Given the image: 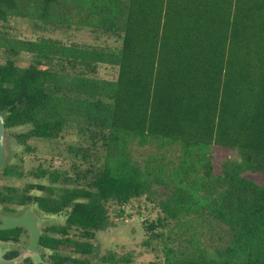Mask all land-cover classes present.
Wrapping results in <instances>:
<instances>
[{"label": "trees", "instance_id": "obj_1", "mask_svg": "<svg viewBox=\"0 0 264 264\" xmlns=\"http://www.w3.org/2000/svg\"><path fill=\"white\" fill-rule=\"evenodd\" d=\"M68 31L115 45L55 37ZM0 112L5 129L27 127L26 154L37 141L50 161L70 158V172L31 168L48 185L0 188L2 204L68 211L39 240L52 264H90L108 203L140 197L160 211L143 222L161 245L150 264H264V0H0ZM216 150L234 155L218 169Z\"/></svg>", "mask_w": 264, "mask_h": 264}, {"label": "rangeland", "instance_id": "obj_2", "mask_svg": "<svg viewBox=\"0 0 264 264\" xmlns=\"http://www.w3.org/2000/svg\"><path fill=\"white\" fill-rule=\"evenodd\" d=\"M7 26L12 27L14 33L21 38L33 39L39 35L35 34L31 25L26 22L10 21L7 23ZM55 37L94 45H115L112 39L94 38L90 34L84 32L68 31L67 34L56 33ZM17 62L21 66H27L30 63V57L21 54L17 58ZM26 131V128H17L8 131L5 134V146L11 151L10 165L21 167L24 174L28 173V170L31 168L36 167L38 163L42 164L44 168H49L50 170L71 171V161L69 157H59L55 162L50 161L51 156L48 155L46 148L42 147L41 142L31 141L29 144L31 147L36 148V152L26 154L24 152V147L19 146L14 138L19 133ZM75 140L76 138L71 136L68 137L66 143H71ZM215 152L216 155L214 162L216 169H218L221 161L226 159L227 156H234L232 153L224 150H216ZM33 157L37 158L38 162H31V158ZM244 177L258 184H261L263 180L260 174L246 173ZM38 182L44 185L49 184L47 179L36 180L28 175L20 180H3L0 178V185L6 184L16 187H23L27 183L35 184ZM150 204L152 205V202L148 203V201L145 200V197H140L133 199L120 211L118 207L111 206L112 204L108 203V219L105 226L95 233V237L92 240L93 248L91 254L82 258L87 259L90 264H104L100 261L101 258L108 254H114L115 258L120 257V259L129 260V264H150L161 262V245L159 241L150 240L143 226L144 221L151 222L160 216L159 209L154 207V210H152ZM145 242H147L146 245H144ZM44 258L46 259V256Z\"/></svg>", "mask_w": 264, "mask_h": 264}, {"label": "flooded vegetation", "instance_id": "obj_3", "mask_svg": "<svg viewBox=\"0 0 264 264\" xmlns=\"http://www.w3.org/2000/svg\"><path fill=\"white\" fill-rule=\"evenodd\" d=\"M2 169L3 168L0 169V178L3 180H8V179L20 180L24 178L26 175L29 176V174L26 173L23 175L22 178L2 177V172H1ZM36 180H40V179H36ZM28 184H33V183H27L23 187H16L13 185L2 184L0 185V188L14 187L17 189H22ZM35 185H44V184L38 182L35 183ZM35 195L41 196V192L40 191L37 192L36 190L31 191L30 196H35ZM19 211H21V214H25L29 211V213H27L26 215L35 217L36 220L34 227L37 228L39 227V223L37 221L38 219L36 217L37 215L39 216L40 210L38 208L37 209L35 208L34 201L21 205H17V204L7 205L4 203L3 204L0 203V218L3 213L12 215L18 213ZM41 212L45 214H51L40 211V213ZM67 212L68 211L63 210L62 212L53 213L51 215H57L59 219L60 218L65 219V217L68 216ZM59 219H53L52 221L48 222V224L51 223L50 225L41 227L40 236L38 237V242L37 245L35 246V249L31 247V231H29L28 229L24 227H20V228L8 229V230H0V264H52L51 256L53 255V252L50 251L49 249L42 248L41 245L39 244V240L43 235L54 236L55 232L52 231L51 229L53 227H60L65 224L64 220L61 223V219L60 220ZM43 255L46 256V259L44 258L45 256ZM64 255L67 256L69 260L77 259L80 257V255L71 254L67 252L64 253Z\"/></svg>", "mask_w": 264, "mask_h": 264}, {"label": "water", "instance_id": "obj_4", "mask_svg": "<svg viewBox=\"0 0 264 264\" xmlns=\"http://www.w3.org/2000/svg\"><path fill=\"white\" fill-rule=\"evenodd\" d=\"M6 116H7L6 112H0V169L5 167L6 165H9L10 158H11V151H9L5 146V134L8 131H11L17 128L27 129L26 126L5 129L4 120ZM35 208L37 209L36 205H35ZM27 213H29V211ZM27 213L21 214V211H19L16 214H12V215L3 213L0 218V230H8V229H14V228H20V227H24L28 229L29 231H31V247L35 249V246L37 245V242H38V237L40 236L41 227L48 226L51 224V223L48 224V222L52 221L53 219H59V218L57 215L45 214L42 212L40 213L39 211V216L37 215L36 217L38 219L37 221L39 222V227L37 228V227H34L35 220H36L35 217L26 215ZM60 219L62 223L63 220L64 221L66 220V217L65 219H62V218Z\"/></svg>", "mask_w": 264, "mask_h": 264}]
</instances>
